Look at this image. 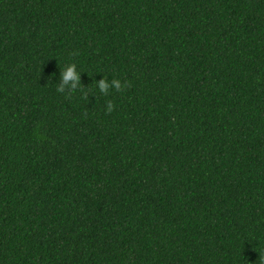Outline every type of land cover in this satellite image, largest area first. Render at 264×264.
Here are the masks:
<instances>
[{"label":"trees","instance_id":"trees-1","mask_svg":"<svg viewBox=\"0 0 264 264\" xmlns=\"http://www.w3.org/2000/svg\"><path fill=\"white\" fill-rule=\"evenodd\" d=\"M0 264H264V0H0Z\"/></svg>","mask_w":264,"mask_h":264},{"label":"clouds","instance_id":"clouds-1","mask_svg":"<svg viewBox=\"0 0 264 264\" xmlns=\"http://www.w3.org/2000/svg\"><path fill=\"white\" fill-rule=\"evenodd\" d=\"M79 76H80V72L76 70V65L69 64L63 70L61 74V79L64 82V84H66L69 81H72L71 90H75L79 84ZM64 84H61L60 87L57 88L58 92H62ZM97 87L101 93L106 94L110 87L113 89L119 90L121 87V84L116 79H112L111 81H109L106 78H104L97 82ZM112 107L113 106L111 102H109L107 105V110L111 111Z\"/></svg>","mask_w":264,"mask_h":264}]
</instances>
